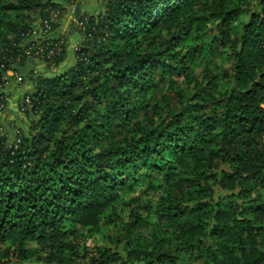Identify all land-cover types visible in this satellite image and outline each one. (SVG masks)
<instances>
[{"label":"trees","instance_id":"trees-1","mask_svg":"<svg viewBox=\"0 0 264 264\" xmlns=\"http://www.w3.org/2000/svg\"><path fill=\"white\" fill-rule=\"evenodd\" d=\"M162 7L77 4L60 70L63 6L0 0V264H264V0ZM210 48L226 66L199 77ZM34 64L10 141L1 91ZM102 227L121 249L86 247Z\"/></svg>","mask_w":264,"mask_h":264},{"label":"rangeland","instance_id":"rangeland-1","mask_svg":"<svg viewBox=\"0 0 264 264\" xmlns=\"http://www.w3.org/2000/svg\"><path fill=\"white\" fill-rule=\"evenodd\" d=\"M63 1V8L65 10L64 16L67 14V10L70 7L75 8L77 4H81L84 0H74L73 4H66L65 0H60ZM55 3L59 2L57 0H54ZM59 4V3H57ZM255 9V6H249L244 8L245 13H241L238 16V19L235 21V24L233 25L234 27H237L239 29V24H244L248 20V12L252 11ZM57 16V15H55ZM63 16V17H64ZM234 16V17H236ZM62 17V18H63ZM77 22L76 17L73 19V23ZM209 28H212L211 26ZM214 36V35H213ZM214 40V37L212 38ZM211 42V39L208 40V43ZM80 43V41H69L67 44L68 47V52L70 55H68V59H73L74 51L76 46ZM71 52V53H70ZM208 53H205V62H208L210 64L209 70H212L211 72H205L204 71V65H199L197 66V69L195 71L196 75L199 77H204L206 78L207 76L213 77L216 76L218 77L219 74V69H223L226 64H221L222 63V56H218L220 51L217 50V52H214V48H210ZM70 60H65L59 67L60 70H66L69 68L71 63L69 62ZM31 70H35V72H43V67L39 65H28L27 68L23 69H18L17 73H12L8 75V80H9V86L7 85L5 87V91H1L5 96H8L11 98V93L14 95L15 93H18L16 98L13 100V102H10L11 99L7 101V108L4 113L1 114V121H2V130L3 134H7L9 136L10 141L14 139L16 136L17 132H27V125L29 122L32 120L31 116H26L22 110L20 109L21 104L23 103V99L25 95L30 94L32 92V83L27 82L29 79V72ZM11 73V72H10ZM187 84L184 85V88L179 86V89L183 91V94H188L187 91ZM187 92V93H186ZM18 102V103H17ZM12 103V105H11ZM113 230H106L105 228H101V231L99 235H96L94 238L89 239L86 242V247L88 248H94L96 245L105 248H109L111 250L115 249L116 247H119V249L122 248L121 245L116 246V238L110 234V232ZM85 234V231L84 233ZM87 236V235H84ZM90 236H94V234H90ZM119 238H123L122 234L118 235ZM82 243V242H81Z\"/></svg>","mask_w":264,"mask_h":264},{"label":"crops","instance_id":"crops-1","mask_svg":"<svg viewBox=\"0 0 264 264\" xmlns=\"http://www.w3.org/2000/svg\"><path fill=\"white\" fill-rule=\"evenodd\" d=\"M57 1H59L57 3H59L60 5L64 4L63 1H60V0H57ZM106 1L107 0H84L79 5L80 12H81V14H85L87 16H96L97 14H99L103 10V8L105 7V2ZM76 15H77V9H75L73 7H70L67 10V14L60 20L59 26H58V28L56 30V33H57V35H62V34L68 35V42L69 41H78L79 40L80 43H81L82 37L77 33V31L74 28V25L72 24L73 23V19L76 17ZM67 60H68V58H67ZM69 62L71 63V61H69ZM26 68H27V66L25 67V69ZM10 74H12V73H9L8 75H10ZM8 82H9V80H8ZM17 94L18 93H15L13 95L11 93L12 96L10 98L11 99L10 102H13V100L16 98ZM11 105H12V103H11Z\"/></svg>","mask_w":264,"mask_h":264},{"label":"built area","instance_id":"built-area-1","mask_svg":"<svg viewBox=\"0 0 264 264\" xmlns=\"http://www.w3.org/2000/svg\"><path fill=\"white\" fill-rule=\"evenodd\" d=\"M76 25L78 26V28H82V24H80L79 22H77ZM33 36H35V34H33ZM29 104H30L29 100L28 99H24L23 100V103L20 106V109L23 111V109L25 108V106H29Z\"/></svg>","mask_w":264,"mask_h":264},{"label":"snow or ice","instance_id":"snow-or-ice-1","mask_svg":"<svg viewBox=\"0 0 264 264\" xmlns=\"http://www.w3.org/2000/svg\"><path fill=\"white\" fill-rule=\"evenodd\" d=\"M160 3L163 5V7L161 8V11H167L169 9V6L171 4V0H160Z\"/></svg>","mask_w":264,"mask_h":264}]
</instances>
